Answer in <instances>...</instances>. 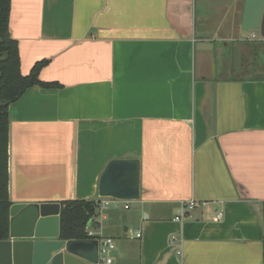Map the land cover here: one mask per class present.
<instances>
[{
    "label": "crops",
    "instance_id": "1",
    "mask_svg": "<svg viewBox=\"0 0 264 264\" xmlns=\"http://www.w3.org/2000/svg\"><path fill=\"white\" fill-rule=\"evenodd\" d=\"M245 6L11 0L22 75L50 60L39 79L60 85L9 107L13 205L94 201L86 232L114 240L111 264H264V38ZM127 159L139 199L100 200Z\"/></svg>",
    "mask_w": 264,
    "mask_h": 264
},
{
    "label": "water",
    "instance_id": "2",
    "mask_svg": "<svg viewBox=\"0 0 264 264\" xmlns=\"http://www.w3.org/2000/svg\"><path fill=\"white\" fill-rule=\"evenodd\" d=\"M242 29L259 31L264 38V0H246ZM139 169L134 159L111 161L99 181L100 200H138ZM60 212V203L12 205L9 238L0 241V264H103L97 239H60Z\"/></svg>",
    "mask_w": 264,
    "mask_h": 264
},
{
    "label": "trees",
    "instance_id": "3",
    "mask_svg": "<svg viewBox=\"0 0 264 264\" xmlns=\"http://www.w3.org/2000/svg\"><path fill=\"white\" fill-rule=\"evenodd\" d=\"M10 15L11 0H0V241L9 238L10 209L13 205L9 192V107L33 86L46 89L60 87L59 84L46 83L39 79L41 70L50 60L36 63L29 75H22L19 45L10 33ZM96 211L97 204L94 201L62 202L60 239L64 241L88 239L86 228L90 225Z\"/></svg>",
    "mask_w": 264,
    "mask_h": 264
},
{
    "label": "built area",
    "instance_id": "4",
    "mask_svg": "<svg viewBox=\"0 0 264 264\" xmlns=\"http://www.w3.org/2000/svg\"><path fill=\"white\" fill-rule=\"evenodd\" d=\"M253 38H255V34L252 35ZM196 201H189L187 203H183L181 206V210L179 212V215L176 217L177 221H182L184 218H187L189 216V213L197 206ZM203 206L206 205V203H201ZM103 207H105V204H103ZM222 215L219 213L216 215L215 220L219 221L221 219ZM141 235L138 234V237ZM88 237L97 239L99 242V255H100V261L105 262L107 264H111L113 261V252L115 250V242L112 238H95L94 233L92 231L88 232ZM174 239V237H173Z\"/></svg>",
    "mask_w": 264,
    "mask_h": 264
},
{
    "label": "rangeland",
    "instance_id": "5",
    "mask_svg": "<svg viewBox=\"0 0 264 264\" xmlns=\"http://www.w3.org/2000/svg\"><path fill=\"white\" fill-rule=\"evenodd\" d=\"M10 156V155H9ZM9 167H10V159H9ZM10 173V172H9ZM103 264H104V262H103ZM106 264V263H105Z\"/></svg>",
    "mask_w": 264,
    "mask_h": 264
}]
</instances>
